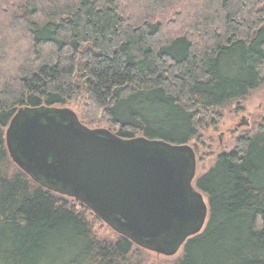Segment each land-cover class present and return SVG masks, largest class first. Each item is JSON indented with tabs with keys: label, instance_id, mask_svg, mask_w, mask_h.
Masks as SVG:
<instances>
[{
	"label": "trees",
	"instance_id": "obj_1",
	"mask_svg": "<svg viewBox=\"0 0 264 264\" xmlns=\"http://www.w3.org/2000/svg\"><path fill=\"white\" fill-rule=\"evenodd\" d=\"M263 81L264 0H0V264H264V119L195 177L205 226L161 263L5 143L18 109L76 103L88 127L190 144L198 165L203 130Z\"/></svg>",
	"mask_w": 264,
	"mask_h": 264
},
{
	"label": "water",
	"instance_id": "obj_2",
	"mask_svg": "<svg viewBox=\"0 0 264 264\" xmlns=\"http://www.w3.org/2000/svg\"><path fill=\"white\" fill-rule=\"evenodd\" d=\"M5 143L33 181L86 205L148 251L174 256L205 226L208 204L194 185L197 158L190 144L124 138L88 127L65 106L18 109Z\"/></svg>",
	"mask_w": 264,
	"mask_h": 264
},
{
	"label": "rangeland",
	"instance_id": "obj_3",
	"mask_svg": "<svg viewBox=\"0 0 264 264\" xmlns=\"http://www.w3.org/2000/svg\"><path fill=\"white\" fill-rule=\"evenodd\" d=\"M245 111H235L234 105L225 111L223 119L217 126L207 127L203 130L205 145L208 146V150L202 145L199 147V154L203 156V160L198 162L196 169V177L202 175L207 171L214 163L215 156L221 151H231L235 145V137L244 136L246 133L249 135L254 134L258 125L263 122L264 119V81L260 87L253 90L246 100L242 101ZM65 107L71 108L78 117L82 114L80 104L70 103ZM244 120V121H242ZM240 122H244L238 126ZM208 153V155L205 154ZM70 198V197H69ZM106 232H112L108 229ZM149 253V254H148ZM181 253L179 251L170 257H166L160 254H156L151 251H147L148 257L146 260L150 263L169 262L176 258Z\"/></svg>",
	"mask_w": 264,
	"mask_h": 264
}]
</instances>
